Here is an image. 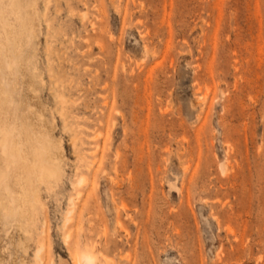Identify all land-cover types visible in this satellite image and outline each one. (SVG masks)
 <instances>
[{
	"label": "rangeland",
	"instance_id": "1",
	"mask_svg": "<svg viewBox=\"0 0 264 264\" xmlns=\"http://www.w3.org/2000/svg\"><path fill=\"white\" fill-rule=\"evenodd\" d=\"M4 135L0 264H264V0H0Z\"/></svg>",
	"mask_w": 264,
	"mask_h": 264
},
{
	"label": "bare ground",
	"instance_id": "2",
	"mask_svg": "<svg viewBox=\"0 0 264 264\" xmlns=\"http://www.w3.org/2000/svg\"><path fill=\"white\" fill-rule=\"evenodd\" d=\"M49 22V21H48ZM60 98H61V96H60ZM63 114V113H62ZM68 128V127H67ZM46 136V135H45ZM47 137V136H46ZM46 137H45V140H46ZM0 145H1V150L3 151V152H7L8 151V149H9V143H8V140H7V138H6V136L4 135V136H0ZM48 139V138H47ZM50 139V138H49ZM46 144H47V142H45ZM60 145V144H59ZM49 149V148H48ZM15 150V149H14ZM23 150V149H22ZM20 151H21V148L20 147H18V148H16V152H17V154H20ZM55 151V150H54ZM45 152H46V150H45ZM50 154V153H49ZM18 157H21L20 155H17ZM35 156H36V154H35ZM42 156V155H41ZM12 157L14 158V159H16L15 157H16V154L13 152L12 153ZM59 157V156H58ZM19 159V158H18ZM35 159V158H34ZM43 159V158H42ZM27 160V159H26ZM56 161V160H55ZM40 162V161H39ZM21 163V162H20ZM19 163V164H20ZM39 164V163H38ZM21 165H22V163H21ZM20 165V166H21ZM24 165V164H23ZM25 166V165H24ZM29 166V165H28ZM38 166V165H37ZM23 168H25V167H23ZM38 168V167H37ZM11 169V168H10ZM36 169V168H35ZM20 170V169H19ZM26 170H27V168H26ZM29 170H30V168H29ZM39 170H40V172H39V174H38V178H39V180L41 181H45L46 180V178L47 177H49L51 174H54V172H53V169H52V166L51 165H49V163H47V161H45V163H41L40 164V166H39ZM23 171V170H22ZM9 172V171H8ZM27 173V172H26ZM19 174V173H18ZM20 176V175H19ZM54 176H56V174L54 175ZM24 177V176H23ZM29 177V176H28ZM25 178V177H24ZM52 178H53V176H52ZM56 178V177H55ZM85 179V178H84ZM83 178L80 180V182H82L83 180H84ZM8 181H10V180H8ZM38 181V180H37ZM48 181V180H47ZM23 183V182H22ZM44 183V182H43ZM37 185V184H36ZM75 185V184H74ZM33 186V185H32ZM55 186V185H54ZM22 187V186H21ZM34 187V186H33ZM37 187V186H36ZM38 189V188H37ZM5 190L7 191V193H8V195H9V198H8V204L7 205H4V209L8 212V214H10V215H13L15 212H17V211H19V210H21L20 208L24 205V206H26L27 208H33L34 206H35V203H36V201H37V198L33 195V194H28V195H26L25 194V192H24V194H25V196L22 198V204L23 205H17V206H15L17 203V199H16V197H14V195H12V190H11V188H10V186L9 185H5ZM24 190V189H23ZM48 190V189H47ZM20 193V192H19ZM15 194V193H14ZM21 194V193H20ZM19 194V195H20ZM42 197V196H41ZM4 200V199H3ZM69 200H71V199H69ZM41 202V201H40ZM72 202V201H71ZM6 203V202H5ZM4 203V204H5ZM16 203V204H15ZM21 203V202H20ZM20 207V208H19ZM37 207H39V205L37 204ZM41 208H43L42 206H41ZM19 209V210H18ZM39 209V208H38ZM15 211V212H14ZM41 211V210H40ZM20 213H22V211L20 212ZM29 213V212H28ZM70 213H72V210H69L68 211V214H70ZM24 214H25V212H24ZM20 215V214H19ZM26 215V214H25ZM12 217V216H11ZM14 217V216H13ZM23 218V217H22ZM12 219V218H11ZM28 219H30V218H28ZM17 220V219H16ZM33 220V219H32ZM36 220H37V218H36ZM41 220H43V219H40V221ZM45 220V219H44ZM67 220H69V219H67ZM5 221V220H4ZM29 221V220H28ZM19 222V221H18ZM45 222H46V220H45ZM35 223V222H34ZM38 223V222H37ZM18 225V224H17ZM5 226V225H4ZM33 226V225H32ZM25 228V227H24ZM28 230V229H27ZM37 230V229H36ZM27 232V231H26ZM28 232H30V231H28ZM32 234V233H31ZM31 236V235H30ZM22 245V244H21ZM42 245H43V243H42ZM42 245H40V247L38 248V246H37V253H36V257L38 258V259H40L41 260V257H40V252L42 251V249H44V245L42 246ZM36 251V250H35ZM74 257V261L76 262V263H78V264H97L96 263V256H95V254H94V252H91L90 250L88 251V250H84V251H81V252H77V253H75V255L73 256ZM39 261V260H38ZM41 262H42V260H41Z\"/></svg>",
	"mask_w": 264,
	"mask_h": 264
}]
</instances>
